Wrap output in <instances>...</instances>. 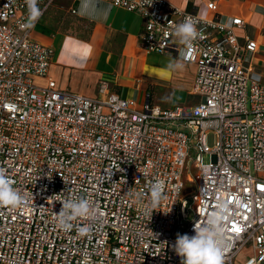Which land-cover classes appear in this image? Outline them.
<instances>
[{"label":"built area","instance_id":"1","mask_svg":"<svg viewBox=\"0 0 264 264\" xmlns=\"http://www.w3.org/2000/svg\"><path fill=\"white\" fill-rule=\"evenodd\" d=\"M55 1L36 0L41 15L32 23L27 0H0V168L26 197L16 209L0 206V264H181L177 235H194L220 205L223 264L241 254V264H264V82L248 57L257 41L240 43L235 33L244 21H222L215 0L206 4L211 17L166 0H101L140 15L146 52L195 66L198 102L162 109L106 82L96 98L35 82L54 50L32 32ZM189 16L199 32L191 47L173 32ZM190 150L198 176L188 204L180 191ZM157 181L163 198L152 212ZM61 193L88 199L94 215L58 228Z\"/></svg>","mask_w":264,"mask_h":264},{"label":"crops","instance_id":"2","mask_svg":"<svg viewBox=\"0 0 264 264\" xmlns=\"http://www.w3.org/2000/svg\"><path fill=\"white\" fill-rule=\"evenodd\" d=\"M166 1L186 12L202 17L213 16L206 4L214 0ZM215 1L222 21L230 17H239L244 21V26L235 31L240 43L246 39L257 41L258 51L248 57L252 60L254 72L263 82L264 0ZM80 4L81 0H56L34 27V40L54 50L47 75L35 80L38 85L43 86L50 79L61 91L96 98L100 83L106 82L109 91L122 98L134 99L139 104L149 101L162 109L172 108L178 103L198 102L197 97L190 95L195 66L180 61L184 65L183 69L171 73L165 71L169 62L177 59L148 53L141 47L140 15L99 0L100 7L110 8L107 18H89L79 11ZM60 12L63 16L62 25L65 16L69 15L78 28L76 25L72 29L52 25L53 17ZM171 81L178 84L174 85L169 106L153 104L147 92L156 87H170Z\"/></svg>","mask_w":264,"mask_h":264},{"label":"clouds","instance_id":"3","mask_svg":"<svg viewBox=\"0 0 264 264\" xmlns=\"http://www.w3.org/2000/svg\"><path fill=\"white\" fill-rule=\"evenodd\" d=\"M29 5L30 21L35 22L41 15L36 6V0H27ZM79 11L89 18L106 19L110 8L99 6V0H81ZM30 23L29 26H32ZM198 20L189 16L184 21L175 26L173 32L179 43L191 47L199 32L197 30ZM184 65L179 59L169 62L165 71L171 73L183 69ZM150 195L146 208L153 212L161 203L163 198V182L157 181L150 186ZM64 193L56 196L62 197V205L58 213H53L56 226L62 230L72 227V221L77 218L92 217L95 213L93 205L88 199ZM26 197L12 186V182L7 177L5 170L0 168V206H9L16 209L24 204ZM226 208L223 205L217 207L210 213L203 224L196 223L193 231L194 235H177L174 251L181 257V264H223V219Z\"/></svg>","mask_w":264,"mask_h":264},{"label":"rangeland","instance_id":"4","mask_svg":"<svg viewBox=\"0 0 264 264\" xmlns=\"http://www.w3.org/2000/svg\"><path fill=\"white\" fill-rule=\"evenodd\" d=\"M64 13V12H63ZM56 17V18H55ZM65 20H64V25H62L63 21H62V18L63 16L61 15V12L60 14H55V16L53 17V21H51V24L54 25V26H61L62 28H69V29H72L74 27V25L77 26L78 28V24H74L75 22L71 21L70 19V16L67 15L65 16ZM76 28V29H77ZM78 30V29H77ZM190 71H191V68H190ZM263 82H264V78H263ZM178 83L175 82L174 84V81H171L170 83V87H156L154 88L153 90L150 89L147 94H150V98H151V101L153 104H158L162 107H168L170 102H171V95L173 93V91L175 90V86ZM181 104H184V103H178L177 105H181ZM171 128H174L172 126H170ZM180 130L182 132H186L185 129L183 128H180ZM187 133V132H186ZM206 143L209 147H212L213 145V138H212V135H209L207 137V140H206ZM188 157H189V161L188 163L185 165L184 167V170H183V173H182V188H181V191H180V195L182 196H186L187 194H190L186 200H187V203L190 204L191 203V199L193 197V195L195 194V188H194V180L197 179V176H198V172L196 171V169L192 166V161L194 160V157H195V152L190 150L189 153H188ZM209 160H208V156L204 155L203 156V162L204 163H207ZM193 179V183H190L189 180L190 179ZM242 254L240 256H238V260L236 262V264H241V259H242Z\"/></svg>","mask_w":264,"mask_h":264}]
</instances>
